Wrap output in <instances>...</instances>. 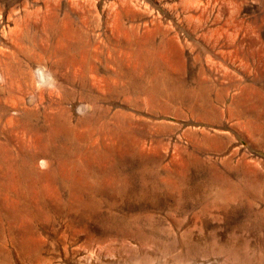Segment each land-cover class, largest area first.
<instances>
[{
	"label": "rangeland",
	"instance_id": "374dc122",
	"mask_svg": "<svg viewBox=\"0 0 264 264\" xmlns=\"http://www.w3.org/2000/svg\"><path fill=\"white\" fill-rule=\"evenodd\" d=\"M0 225V264H264V0H0Z\"/></svg>",
	"mask_w": 264,
	"mask_h": 264
},
{
	"label": "bare ground",
	"instance_id": "6f19581e",
	"mask_svg": "<svg viewBox=\"0 0 264 264\" xmlns=\"http://www.w3.org/2000/svg\"><path fill=\"white\" fill-rule=\"evenodd\" d=\"M64 126V125H63ZM59 129V128H58ZM64 135V134H63ZM61 137V136H60ZM50 139V138H49ZM55 141V140H54ZM49 142V141H48ZM54 150V149H53ZM70 171V170H69ZM68 174V173H67ZM82 181V180H81ZM103 181V180H102ZM70 183V182H69ZM83 183V182H82ZM81 188V187H80ZM72 190V189H71ZM80 190V189H79ZM82 191V190H81ZM84 191V190H83ZM81 193V192H80ZM73 195V194H72ZM77 198V197H76ZM80 200V199H79ZM83 203V202H82ZM85 203V202H84ZM90 204V203H89ZM86 207V206H85ZM1 226V225H0ZM38 245V244H37Z\"/></svg>",
	"mask_w": 264,
	"mask_h": 264
}]
</instances>
